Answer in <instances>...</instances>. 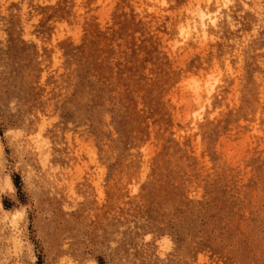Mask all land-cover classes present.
<instances>
[{
	"label": "rangeland",
	"instance_id": "obj_1",
	"mask_svg": "<svg viewBox=\"0 0 264 264\" xmlns=\"http://www.w3.org/2000/svg\"><path fill=\"white\" fill-rule=\"evenodd\" d=\"M0 206V264H264V0H0Z\"/></svg>",
	"mask_w": 264,
	"mask_h": 264
},
{
	"label": "bare ground",
	"instance_id": "obj_2",
	"mask_svg": "<svg viewBox=\"0 0 264 264\" xmlns=\"http://www.w3.org/2000/svg\"><path fill=\"white\" fill-rule=\"evenodd\" d=\"M194 1V0H193ZM209 1V0H208ZM229 0H223V4H226V2H228ZM198 2V1H197ZM221 2V1H220ZM206 3V2H205ZM196 4V3H195ZM217 5V4H215ZM214 6V5H213ZM218 6V5H217ZM196 14H197V20H195L192 23H190V27L189 25L186 27H180V32L183 33L184 37H187L191 34L192 29L196 30L197 32H199V34H203L207 28H209L210 26H215L217 24V20H218V9H215L213 11L209 10L205 5L202 6L201 4H196ZM194 9V8H193ZM190 14V12H189ZM191 18V16H190ZM189 18V20H190ZM187 25V23H186ZM185 25V26H186ZM181 26V25H180ZM189 27V28H188ZM196 35V34H195ZM190 77V76H189ZM213 82L216 81L212 80ZM211 81V82H212ZM212 83H208V81H201L200 78H197L195 76H191L186 83V87L191 91V95L193 97V100H199V97L201 95V92L206 91V93H210L211 90L213 89V86H215ZM216 84V83H215ZM194 115H199L200 112H196L194 111L193 113ZM197 118V117H196ZM195 118V119H196ZM35 136H38L35 135ZM33 137V136H32ZM46 156V155H45ZM2 178V177H1ZM2 185L7 188L9 190V192L13 193L15 191V186L11 180V178L9 177V175H5L4 179H2ZM0 209L5 213V215H10L12 218H15L17 216H20L22 214V210H14V211H10L8 209H4L0 206ZM10 218V217H9ZM11 218V220H12ZM18 218V217H17ZM18 220V219H17ZM15 221V220H14ZM13 221V222H14ZM12 222V221H11ZM10 222V224H11ZM18 229V228H16ZM22 232V231H21ZM15 233V232H14ZM20 237V235H19ZM15 241H17L16 236L12 237Z\"/></svg>",
	"mask_w": 264,
	"mask_h": 264
}]
</instances>
